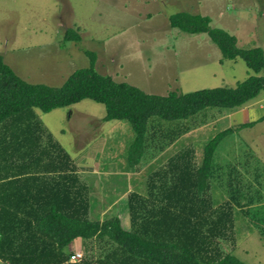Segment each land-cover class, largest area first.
<instances>
[{
	"label": "trees",
	"instance_id": "trees-1",
	"mask_svg": "<svg viewBox=\"0 0 264 264\" xmlns=\"http://www.w3.org/2000/svg\"><path fill=\"white\" fill-rule=\"evenodd\" d=\"M211 22L188 13L170 18L173 29L208 34L224 59L240 58L251 71L264 74L262 48H241L235 36L212 28ZM80 39L67 31L65 40ZM263 92L264 75L251 76L235 88L149 95L100 74L94 66L53 87L24 81L0 57V243L9 249L5 259L10 264H246L226 254L222 243L236 231V211L258 202L243 194L239 199L235 192L232 203L215 208L206 197L215 153L236 129L212 138L201 164L193 163L194 155L186 150L154 172L149 177L151 198L129 197L131 230L126 231L119 217L90 220L89 189L37 111L48 114L85 100L104 105L102 122H128L135 134L127 153L128 166L134 169L144 156L150 125L199 118L209 109L239 110ZM79 239L95 241L100 254L71 263L70 246Z\"/></svg>",
	"mask_w": 264,
	"mask_h": 264
},
{
	"label": "rangeland",
	"instance_id": "rangeland-1",
	"mask_svg": "<svg viewBox=\"0 0 264 264\" xmlns=\"http://www.w3.org/2000/svg\"><path fill=\"white\" fill-rule=\"evenodd\" d=\"M146 1L0 0V57L16 75L31 84L60 87L75 71L94 66L100 74L110 76L116 82L127 83L147 94L159 96H166L173 91L185 94L205 89L235 88L251 76L264 75L251 71L240 58L224 59L212 40L206 44L202 37L193 40L190 48L183 51L180 45L184 41L182 37L186 36L180 30L170 28L169 17L179 10L195 12V7L177 3L176 0H172L171 4H167L171 0H159L151 4ZM226 3L227 0H220L219 7L215 12L212 11L214 24H211V27L235 36L238 45L243 49L259 47L264 50V9H261L264 0H244L242 8H238L233 0ZM146 13L152 15L146 17ZM68 30L80 35V41L65 40ZM172 37H176L175 40ZM174 46L175 53L179 55L177 58L172 55ZM176 76L178 83H174ZM262 97L264 98V92ZM260 101H256L257 106L264 107V101L259 104ZM249 105L251 104L245 107ZM220 110L209 109L201 112L199 118H190L191 125L200 124L203 120L206 123ZM37 113L48 131L76 162L82 160L81 152H85L88 147L95 153L102 149L103 138L108 141L111 139V136L106 137L111 133V124L101 129L100 124L104 122L98 119L106 115L105 106L91 100L82 101L68 110L63 108L48 114L41 111ZM250 122L256 124L255 127L242 136L236 135L240 146L235 142L234 147L238 146L236 150L245 151L244 155L248 161L246 168L260 173L261 178L246 179L244 173L239 175L241 179L231 178L232 186L226 189L231 190L232 195L236 192L239 199L240 194L245 193V198L256 200L258 204L248 206L243 211H236V231L226 244L222 243V249L226 254H232L246 264H264V126L260 121ZM121 123L128 125L130 130L127 137L128 142H131L134 134L130 124ZM157 125H161L164 132L161 136L166 139L175 135L169 132L167 123L157 122ZM219 126L221 131L232 127L233 124ZM151 128L152 133H159L155 126L151 125ZM210 134L211 132H208L204 136ZM231 138L227 137L216 152V159L219 161L217 167L226 164V160L222 162V156L219 154L224 151ZM170 146L172 143L166 142L161 146V150L166 151ZM231 146L229 158L228 152L226 153L227 160L235 157L233 144ZM123 147L121 144L120 148ZM155 154H159V149H156ZM152 162L153 158L138 167V176L145 177L142 180V189L146 186L149 176L147 170ZM102 180L104 179L92 183V186L102 184L108 195L106 200L111 204L115 195H110L111 192L106 186H109L111 181L105 180L104 185ZM117 185L119 186L118 183ZM121 186L123 188L125 185L122 183ZM250 186L252 188H245ZM219 191L222 192L220 188ZM138 193L142 194L141 191ZM92 196L95 198L94 192ZM96 198L101 200L100 192H96ZM226 203L228 202L219 201L214 204L219 207ZM127 204V199H122L115 212L109 208L110 214H105L104 220L91 216L90 212V220L103 222L119 217L123 227L125 218L129 219ZM92 205L99 207L97 202ZM260 219L262 220L259 223ZM99 250L100 247L95 241H87L86 244L74 248L73 252H80L84 259H91L90 257L95 258L98 252L100 254Z\"/></svg>",
	"mask_w": 264,
	"mask_h": 264
},
{
	"label": "crops",
	"instance_id": "crops-1",
	"mask_svg": "<svg viewBox=\"0 0 264 264\" xmlns=\"http://www.w3.org/2000/svg\"><path fill=\"white\" fill-rule=\"evenodd\" d=\"M158 1L159 0H154V1L147 0L146 2H148V4L150 2L151 4V2L155 3ZM219 1L220 0H176L177 3H183V4H187L190 7H195V10H194L195 12L188 11V10H179L176 12V14L188 13L191 15H200L203 17H209L212 21L211 24L213 25L214 20L211 17L213 14L212 11L215 12L216 9L219 7ZM259 1L260 0H258V2ZM171 2L172 0L170 1V3H167V4H171ZM231 2L232 0H227V3H231ZM233 2L234 4H236L238 8L243 7L244 0H233ZM261 9H264V4L261 5ZM151 15H152L151 13L145 14L146 17H149ZM172 16L169 17V26H170V18ZM170 28L172 27L170 26ZM183 34H185L186 36V37H182L184 41L180 45V48L183 51L188 50L190 48V43H192V41L197 38H201V37L204 38L206 40V44L207 42H209V40H211L207 34H187V33H183ZM172 38H174L175 40L176 37H172ZM163 40L168 41L167 39H163ZM176 41H178V38L176 39ZM163 47L168 48L169 46H163ZM175 48L176 47L174 46L172 55L175 58H177L179 57V55L175 53ZM178 82H179V79L177 80V76H176V80L174 81V83H178ZM257 100L262 101V102L261 101L259 102L260 104V103H263L264 98L261 95L260 98H258ZM256 101H253L252 103H250L251 105L244 107L242 109H239V110L223 111V112L218 111V113L216 114H213V115L211 114L213 119H208L209 120V121L207 120L208 123L206 121V123L202 122L200 124L198 123L197 125H191L192 123L190 119L183 120V121H177L175 123H167V126L169 127V130H170L169 132L175 134L173 137H170L168 139H166L165 136L163 135L161 136V133H164L162 131L161 125H155V127L158 128L159 130L158 134L154 133V131L153 133L150 131L152 130L151 125H150L148 135H147V143L145 145L146 148L144 151V156L141 160V163L138 166H136V168L134 169H131L127 163V153L135 139L134 132H133L134 136H133L132 141L128 142L127 135L129 134L130 129L128 125H126L125 123L110 121V122H104L103 124H100V126H102L101 129L103 128V126L107 124H111L110 125L111 133L106 135L107 138L111 136V139L108 141L106 138H103L102 139L103 146L101 150H97V152L94 153V151L90 147H88L85 152H81L82 160L79 162L74 161L77 166L81 181L84 182L89 189V197H90L91 205L92 203H96V202L97 204L99 203V207L96 205L98 209L95 208L96 206L92 205V209L90 210L91 216L104 220L103 216L105 214L107 215L110 214L108 213L109 208L115 212V210L118 209V206H120V201L122 199H127V202H128L127 212L129 214V219L125 218V221L123 222V228L126 231H130L131 230L130 205H129L130 195L138 194L142 196L143 198L146 197V199L151 198L149 196V186L151 183H147L149 176H151L154 172H157L163 168H166L168 166L169 161L172 158H174L180 153L181 154L184 153V151L186 150H191L190 151L191 155H194V162L192 161L193 163L201 164L202 159H203L204 147L210 141L208 140V138L209 137L211 138L213 136L215 137L218 133L225 130L224 129V130L219 131L221 129L219 124L221 125L226 124L228 126L233 124L232 127H229L227 129L233 128V129H236L237 132L231 135L232 138L225 145L224 151L221 154H219L222 156V162L226 160L225 166L217 167V165L219 164L218 163L219 161L216 159V153H215L213 167H212V174H211V178L209 181V190H208L206 197L213 204L219 201H222L223 203H225V202H229L233 200V198L231 197L232 191L226 189L232 186V183L230 181L231 178L241 179L239 175L244 174V173H245L244 177L246 179L251 180V179L257 178L259 180L261 178L260 173H255L254 170H252L251 168H246L248 161L246 159V155H244L245 151L236 150L239 148L238 146H240L238 137H236V135L242 136L246 133V131H248L251 128H254L256 124H253L252 122H250L251 120L253 122L260 121L262 122V125L264 126V107L262 105L257 106ZM71 108H68V109H71ZM252 115H255V116L252 117ZM103 118H98V119L102 120ZM113 123L115 124L112 126ZM250 123L253 124L254 126L252 127L245 126ZM208 132H211V134L207 137L204 136V134ZM166 142L172 143V146H170L166 151H163L161 150V146H163ZM235 142H238L237 147H234ZM121 144L124 145L123 148H120ZM232 144L234 147L233 149H235V153H234L235 157L230 158L232 160L230 161V159L227 160L226 153L228 152V158H229V155H230L229 150L232 147L231 146ZM220 146L221 144L219 145V147ZM156 149H159L158 155L155 154ZM246 151H247V148H246ZM96 155H98L97 159L95 158ZM152 158H153V162L148 166V170H147V173L149 174V176L146 181V186L144 189H142V186H143L142 180H144L145 177L144 175L138 176L139 174L138 167L144 162ZM243 159H245V161ZM100 160H101V163H99ZM102 178L104 179L102 180L103 183L106 182L105 180L108 181V179L111 181V184L109 186L104 183V185H106L108 189L110 190L111 192L110 195H113V196L115 195L113 198L114 201L111 204L108 203L106 200V197L108 195L106 192V188L103 187L102 184L100 185L95 184V187L92 186V183H96L99 179H102ZM117 183L119 184V186L117 185ZM122 183L125 185L123 188L121 186ZM219 188L222 192L219 191ZM245 188L249 189V188H252V186L245 187ZM138 191H141L142 194L138 193ZM93 192L95 193V198L94 196H92ZM96 192L101 193V200L96 198ZM256 192H258V190H256ZM157 195H154V196H157ZM105 202L107 203V205H105ZM214 207H218V206H215L214 204ZM0 212H1V208H0ZM122 217L123 216H121V218ZM0 241H1V238H0ZM75 242L72 243L70 246L71 252H73L74 248L76 249L77 246L86 244V242L80 239L76 240ZM8 251L9 249L4 246V243L3 244L0 243V264H10V262L5 259V257L9 255Z\"/></svg>",
	"mask_w": 264,
	"mask_h": 264
},
{
	"label": "built area",
	"instance_id": "built-area-1",
	"mask_svg": "<svg viewBox=\"0 0 264 264\" xmlns=\"http://www.w3.org/2000/svg\"><path fill=\"white\" fill-rule=\"evenodd\" d=\"M83 259V255L80 252H72L70 257L71 263H78Z\"/></svg>",
	"mask_w": 264,
	"mask_h": 264
}]
</instances>
